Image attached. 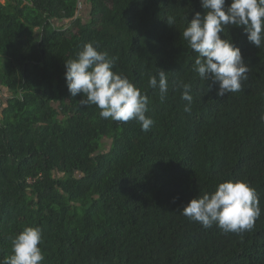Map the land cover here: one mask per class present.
Returning a JSON list of instances; mask_svg holds the SVG:
<instances>
[{
  "label": "trees",
  "instance_id": "obj_1",
  "mask_svg": "<svg viewBox=\"0 0 264 264\" xmlns=\"http://www.w3.org/2000/svg\"><path fill=\"white\" fill-rule=\"evenodd\" d=\"M78 2H0V93L9 94L0 117V262L13 237L39 227L41 264H264V45L243 27L225 28L221 38L241 49L249 72L241 91L219 97L218 83L193 71L198 54L182 38L195 14H206L201 0H88L86 24ZM87 43L115 57L113 71L148 96L149 131L103 119L95 105H80L82 93L71 96L65 61ZM160 70L163 102L148 87ZM179 81L191 85L190 113ZM225 181L255 189L261 215L251 231L205 229L182 215Z\"/></svg>",
  "mask_w": 264,
  "mask_h": 264
},
{
  "label": "clouds",
  "instance_id": "obj_2",
  "mask_svg": "<svg viewBox=\"0 0 264 264\" xmlns=\"http://www.w3.org/2000/svg\"><path fill=\"white\" fill-rule=\"evenodd\" d=\"M201 6L206 14L197 12L182 31L183 40L198 54L193 71L201 80L218 83L219 97L239 92L242 82L248 79L249 68L241 49L231 40L222 39L220 34L229 26L243 27L250 43L258 48L264 45V0H231L230 4L227 0H201ZM167 22L175 23L172 17ZM115 61L106 51H99L98 45L85 44L76 58L65 61L68 91L72 97L82 93L84 99L79 101L80 105H95L101 118L123 123L135 120L147 132L153 124L146 115L149 98L127 77L113 71ZM158 77L150 76L148 87L158 89L163 102L168 92V78L163 70L158 72ZM177 87L182 89L181 99L186 102L184 111L190 113L191 85L179 81ZM260 118L264 120V114ZM180 211L205 229L215 225L224 233L237 234L251 231L261 215L255 189L244 181L222 182L215 191L198 195ZM41 242L39 227L24 228L11 239V255L0 264H41L44 260Z\"/></svg>",
  "mask_w": 264,
  "mask_h": 264
},
{
  "label": "rangeland",
  "instance_id": "obj_3",
  "mask_svg": "<svg viewBox=\"0 0 264 264\" xmlns=\"http://www.w3.org/2000/svg\"><path fill=\"white\" fill-rule=\"evenodd\" d=\"M4 2L6 0H3ZM2 1V3H4ZM91 5L88 3V0H79L78 2V10H77V18H79L84 24H86L87 22H89L91 20ZM65 25L67 27H70V29L75 30V25L74 23H70L68 22H61L59 23L58 21L55 22V26L59 27ZM9 94L8 91L3 89V92L0 93V117H1V113L3 108L6 106V102H7V98H8ZM104 144H103V151H108V149L111 146V142L112 140L110 138H104Z\"/></svg>",
  "mask_w": 264,
  "mask_h": 264
},
{
  "label": "built area",
  "instance_id": "obj_4",
  "mask_svg": "<svg viewBox=\"0 0 264 264\" xmlns=\"http://www.w3.org/2000/svg\"><path fill=\"white\" fill-rule=\"evenodd\" d=\"M3 0H0V2H2ZM4 2V1H3ZM5 3V2H4Z\"/></svg>",
  "mask_w": 264,
  "mask_h": 264
}]
</instances>
